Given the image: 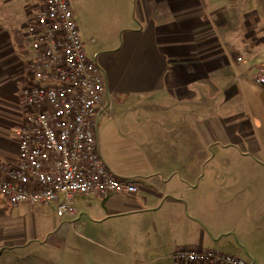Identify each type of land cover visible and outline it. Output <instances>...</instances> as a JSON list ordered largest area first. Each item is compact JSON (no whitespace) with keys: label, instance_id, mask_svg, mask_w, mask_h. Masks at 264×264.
Here are the masks:
<instances>
[{"label":"crops","instance_id":"obj_1","mask_svg":"<svg viewBox=\"0 0 264 264\" xmlns=\"http://www.w3.org/2000/svg\"><path fill=\"white\" fill-rule=\"evenodd\" d=\"M75 1L86 52L99 62L107 91L97 126L102 157L140 185L134 194L74 199L103 259L112 242L115 263L172 264L171 250L189 245L264 264V185L253 178L263 170L208 166L217 113L231 111L233 89L246 94L254 68L253 58L237 63L229 55L250 45L246 33L234 38L233 0ZM254 1L236 0L242 16H258L263 36L264 0ZM36 2L0 0L1 157L18 152L25 121L20 86L28 82L32 54L25 29ZM263 60L258 54L251 64ZM118 145L126 153L120 159L112 155ZM26 252L6 254L20 264Z\"/></svg>","mask_w":264,"mask_h":264},{"label":"built area","instance_id":"obj_2","mask_svg":"<svg viewBox=\"0 0 264 264\" xmlns=\"http://www.w3.org/2000/svg\"><path fill=\"white\" fill-rule=\"evenodd\" d=\"M32 51L20 86L25 121L14 157L0 156V195L12 206L51 205L78 230L79 194L138 192L140 185L104 161L97 138L107 96L102 68L89 56L70 0H37L25 29ZM237 60L245 59L238 56ZM252 79L264 85V64ZM172 264H254L215 247L176 245Z\"/></svg>","mask_w":264,"mask_h":264},{"label":"rangeland","instance_id":"obj_3","mask_svg":"<svg viewBox=\"0 0 264 264\" xmlns=\"http://www.w3.org/2000/svg\"><path fill=\"white\" fill-rule=\"evenodd\" d=\"M70 3L74 6L76 1L70 0ZM253 4H259V1L255 0ZM232 10L235 14L231 23L234 38H237L240 31L246 33L250 45L247 50L233 49L229 55L237 63L238 56H242L246 62L253 58L249 60L250 66L259 67L264 64V60L251 64L256 55L264 54V35H261L262 25L257 24L258 16H242L236 0H233ZM253 72L250 70L244 83L246 94L239 87L238 93L237 89H233L235 94L232 97L231 111L224 109L226 112L220 110L217 113V129L211 143V160L208 166L217 170H263L253 178L264 185V85L254 82ZM243 119H248L251 125L243 126ZM222 121L231 125H220ZM117 147L112 155L120 159L125 152L120 149L121 145ZM101 149L103 150L102 144ZM133 152L130 150L128 155H134ZM241 155H253L255 160ZM61 220L51 205L22 204L12 207L0 195V264H16L12 261L16 256L12 258L14 255L6 254L16 249L27 251L26 255L19 256L20 264H125L114 262L117 247L112 242L106 249L107 261L103 259V254L99 252L103 247L90 235L91 232L83 224L84 220L79 221L83 225L80 230ZM31 255H37L36 259L31 260ZM165 264L170 262L166 260Z\"/></svg>","mask_w":264,"mask_h":264}]
</instances>
